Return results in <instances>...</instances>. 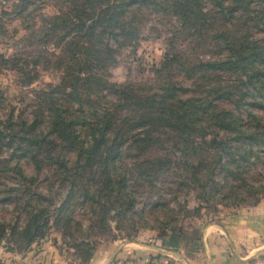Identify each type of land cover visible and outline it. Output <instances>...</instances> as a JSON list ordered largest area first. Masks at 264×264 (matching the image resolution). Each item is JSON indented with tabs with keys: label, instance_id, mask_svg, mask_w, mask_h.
Listing matches in <instances>:
<instances>
[{
	"label": "rangeland",
	"instance_id": "374dc122",
	"mask_svg": "<svg viewBox=\"0 0 264 264\" xmlns=\"http://www.w3.org/2000/svg\"><path fill=\"white\" fill-rule=\"evenodd\" d=\"M262 199L264 0H0L1 248L203 262Z\"/></svg>",
	"mask_w": 264,
	"mask_h": 264
},
{
	"label": "crops",
	"instance_id": "0c3cea01",
	"mask_svg": "<svg viewBox=\"0 0 264 264\" xmlns=\"http://www.w3.org/2000/svg\"><path fill=\"white\" fill-rule=\"evenodd\" d=\"M200 236L202 243L200 245L203 246V262L199 260V255H201L199 253L196 256L181 257L184 261L183 263L177 261L171 263L242 264L243 258L235 254V248L237 246H245V243L252 244L256 240V236L264 238V199L249 209L226 216L222 224L203 227L200 231ZM254 246H259V244ZM46 248L37 252L18 254L0 247V264H67L62 261L63 258L56 249V245L48 244ZM119 249L120 247L117 246L109 253L112 261L115 259V263L112 264H168L169 259L165 258V253L177 250V248L162 247V250L166 251L157 254L158 257H156L159 259L155 261L153 259L155 257L149 250L137 251L133 249L120 253ZM97 263V258L91 262V264Z\"/></svg>",
	"mask_w": 264,
	"mask_h": 264
},
{
	"label": "trees",
	"instance_id": "16d2710c",
	"mask_svg": "<svg viewBox=\"0 0 264 264\" xmlns=\"http://www.w3.org/2000/svg\"><path fill=\"white\" fill-rule=\"evenodd\" d=\"M78 19H79V21L80 22H85V20H86V17L85 16H78ZM80 126H82L83 127V125H80ZM14 169H16L15 170V174L17 175V176H24V168L22 167V166H20V165H18V164H16L15 165V167H14ZM10 171V170H9ZM14 175V174H13ZM24 194H26V192H24ZM69 200V199H68ZM36 215V214H35ZM35 215H31V218H35ZM27 226V225H26ZM25 226V227H26ZM24 227V228H25Z\"/></svg>",
	"mask_w": 264,
	"mask_h": 264
}]
</instances>
